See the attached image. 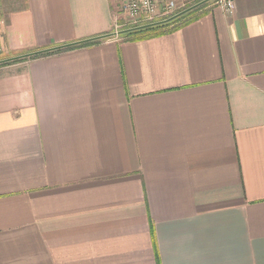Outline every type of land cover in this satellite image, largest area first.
I'll use <instances>...</instances> for the list:
<instances>
[{
	"label": "crops",
	"instance_id": "crops-1",
	"mask_svg": "<svg viewBox=\"0 0 264 264\" xmlns=\"http://www.w3.org/2000/svg\"><path fill=\"white\" fill-rule=\"evenodd\" d=\"M203 1L0 0V264H264V0Z\"/></svg>",
	"mask_w": 264,
	"mask_h": 264
},
{
	"label": "built area",
	"instance_id": "built-area-1",
	"mask_svg": "<svg viewBox=\"0 0 264 264\" xmlns=\"http://www.w3.org/2000/svg\"><path fill=\"white\" fill-rule=\"evenodd\" d=\"M200 0H122V22H116L115 32L124 26H139L143 21H148L158 13H176L185 10ZM216 3L227 13L234 9V0H216ZM124 23V24H121Z\"/></svg>",
	"mask_w": 264,
	"mask_h": 264
},
{
	"label": "trees",
	"instance_id": "trees-1",
	"mask_svg": "<svg viewBox=\"0 0 264 264\" xmlns=\"http://www.w3.org/2000/svg\"><path fill=\"white\" fill-rule=\"evenodd\" d=\"M194 10L189 11L188 13H186V14L178 17L176 20H174L172 22L171 25H170V23H167V24H162V25H158V26H154V27L140 28V29H134V30H129V31L121 32V31H124V30H127V29H131V28L137 27V26H124L118 32V33H121L119 35V37L120 38H124V39H138V38L145 37V36H150V35L152 36V35H160V34H163L166 31L170 30L171 28H173V27L175 28L178 24H180L178 22L176 23L177 20H179L180 18L184 17L185 15L193 12ZM121 24H124V23H121ZM168 24H169V27L167 29H163ZM96 43H98L97 40H95V41H86V42L81 43V44H78V45L67 46V48H65V49L78 48V47H81V46L93 45V44H96ZM59 51H62V49L59 48V49H56L55 51H52V50L51 51H46L44 53H41V54H38V55H35V56L48 55V54L56 53V52H59Z\"/></svg>",
	"mask_w": 264,
	"mask_h": 264
},
{
	"label": "rangeland",
	"instance_id": "rangeland-1",
	"mask_svg": "<svg viewBox=\"0 0 264 264\" xmlns=\"http://www.w3.org/2000/svg\"><path fill=\"white\" fill-rule=\"evenodd\" d=\"M214 1H215V0H209L208 2L213 3ZM206 2H207V1H206ZM206 2H205V4H207ZM190 7H191V6H189V8H190ZM199 7H200V5H198L197 7H193V8H191L190 10L186 11L185 13H182V14L177 15V16H174V15L177 14V13H179V12H176V13H170V14H167V13H158L157 16H155L154 18H152V19H150V20H148V21H143V22H141V24L139 23L138 25H139V26H142V25H148V24H151V25H149V26H147V27H154V26H158V25H162V24H167V23H170V25H171L172 22H173L174 20H176L178 17H180V16H182V15L188 13L189 11H192V10H194V9H197V8H199ZM182 11H183V10H182ZM180 12H181V11H180ZM191 15H194V12H191V13L185 15L184 17L180 18L179 20L176 21V23H177V22H183V21H185V20L190 19V18L192 17ZM122 21H125V19H122ZM122 21H120V22H122ZM147 27H144V28H147ZM168 27H169V24L166 25L163 29H167ZM158 29H159V28H158ZM158 29H157V30H158ZM115 35L119 37L120 33L117 32Z\"/></svg>",
	"mask_w": 264,
	"mask_h": 264
},
{
	"label": "water",
	"instance_id": "water-1",
	"mask_svg": "<svg viewBox=\"0 0 264 264\" xmlns=\"http://www.w3.org/2000/svg\"><path fill=\"white\" fill-rule=\"evenodd\" d=\"M206 1H208V0H204L203 2H206ZM200 3H201V2H200ZM200 3H199V4H200ZM197 5H198V4H196V5H194V6L190 7V8H187V9H185V10H183V11H181V12L175 14L174 16H177V15H180V14H182V13H185L186 11L190 10V9L193 8V7H196ZM149 25H151V24H148V25H142V26H137V27H135V28L127 29V30H124V31H121V32L129 31V30H134V29H140V28L147 27V26H149ZM28 55H29V54H28ZM20 57H22V56H19V57H17V58H20Z\"/></svg>",
	"mask_w": 264,
	"mask_h": 264
},
{
	"label": "bare ground",
	"instance_id": "bare-ground-1",
	"mask_svg": "<svg viewBox=\"0 0 264 264\" xmlns=\"http://www.w3.org/2000/svg\"><path fill=\"white\" fill-rule=\"evenodd\" d=\"M121 34V33H120Z\"/></svg>",
	"mask_w": 264,
	"mask_h": 264
}]
</instances>
